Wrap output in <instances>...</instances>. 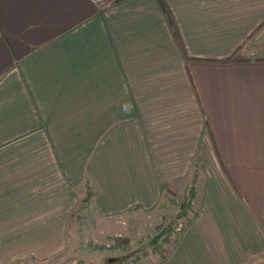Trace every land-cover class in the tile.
<instances>
[{
	"label": "crops",
	"instance_id": "obj_1",
	"mask_svg": "<svg viewBox=\"0 0 264 264\" xmlns=\"http://www.w3.org/2000/svg\"><path fill=\"white\" fill-rule=\"evenodd\" d=\"M166 3L181 41L159 0H0V264L64 252L86 179L115 216L196 164L200 213L157 264L264 253V0Z\"/></svg>",
	"mask_w": 264,
	"mask_h": 264
},
{
	"label": "rangeland",
	"instance_id": "obj_2",
	"mask_svg": "<svg viewBox=\"0 0 264 264\" xmlns=\"http://www.w3.org/2000/svg\"><path fill=\"white\" fill-rule=\"evenodd\" d=\"M194 172L195 166L192 169L191 180L187 183L189 186L192 185ZM198 176H200V170ZM194 184H196L198 193L197 179ZM187 185L185 189L181 187L170 189L169 194H167L169 196L168 202L166 200L160 201V204L167 202L166 206L156 207L152 210L136 207L120 215L103 216L99 215L93 206L89 208H81L80 206L73 211L70 219L68 247L64 252L51 258L41 260L31 258L26 263L18 261L14 264H107L109 261L116 264V259L119 257L128 259L129 256L132 257L131 253L135 251L139 252L142 258L130 264H157L163 260L159 254L152 251L149 241L156 237L161 229L163 231L167 223L171 221V217L177 214ZM196 197L197 195L193 201L199 215L200 207L196 204ZM192 213L189 212L190 215ZM184 223L185 219L179 218L175 225L178 224L180 227ZM179 239L171 247L170 253ZM248 264H264V253L253 257Z\"/></svg>",
	"mask_w": 264,
	"mask_h": 264
},
{
	"label": "trees",
	"instance_id": "obj_3",
	"mask_svg": "<svg viewBox=\"0 0 264 264\" xmlns=\"http://www.w3.org/2000/svg\"><path fill=\"white\" fill-rule=\"evenodd\" d=\"M109 1L114 2L117 0H109ZM159 2L163 10L165 11L166 15L168 16V19L172 25L176 38L180 40V33H179L178 26L173 18V15L170 11L168 4L166 3V0H159ZM262 25H264V22L258 27L257 30H259V28H261ZM257 30L254 31L250 35V37H252L257 32ZM243 51H244V44L240 48H238L234 53H232L229 57L219 60V61L220 62H232V61L244 60L246 57L242 55ZM194 174L195 175L192 180V185L191 186L187 185L183 201L180 203V206H179L180 209L177 212V214L171 217L172 218L171 221L167 223L163 231L161 229L160 231L161 234L159 236L153 237L151 241H149V245L151 246L152 251L159 254L161 260H165L169 256L171 247L179 239L182 231L185 229V226L189 224L190 222H192L198 215L199 211L198 209H195L194 201H193L195 196L197 195L196 184H194L199 174V168L197 164L195 165ZM83 186H84V194L81 198L80 204L77 207V209L80 206L81 208L92 207L93 198L97 194L96 190L92 187L89 179H86ZM169 191H170L169 188L166 189L162 197V200H166L168 202L169 196L167 194H169ZM167 202H164L162 204L159 203L157 207L158 208L165 207ZM189 212H193V213L190 215ZM179 218L185 219V223L180 227H178L179 226L178 224L175 225V222H177ZM173 236H174V239L172 240ZM131 256L132 257L129 256L128 259L124 257H119L118 259H116V264H130L131 262L142 258V255H140L139 252L137 253L136 251L132 252ZM107 264H113V263L112 261H109Z\"/></svg>",
	"mask_w": 264,
	"mask_h": 264
},
{
	"label": "water",
	"instance_id": "obj_4",
	"mask_svg": "<svg viewBox=\"0 0 264 264\" xmlns=\"http://www.w3.org/2000/svg\"><path fill=\"white\" fill-rule=\"evenodd\" d=\"M161 233H159L157 236H159Z\"/></svg>",
	"mask_w": 264,
	"mask_h": 264
}]
</instances>
